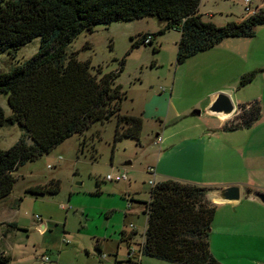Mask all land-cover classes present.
<instances>
[{"label":"rangeland","instance_id":"1","mask_svg":"<svg viewBox=\"0 0 264 264\" xmlns=\"http://www.w3.org/2000/svg\"><path fill=\"white\" fill-rule=\"evenodd\" d=\"M261 8L264 0L201 3L204 19L218 26L242 21ZM163 26L155 17L117 21L97 25L94 31H83L68 45V53L91 61L95 72L116 74L115 85H121L127 95L122 113L142 114L153 96L166 98L167 104L161 107L160 119L145 116L139 139H117L118 116H114L105 123L96 122L83 134L69 137L15 172L18 180L13 192L0 202V221H14L18 225L16 229L4 226L0 230V255H10V264H57L59 253L64 250H71L64 256L78 252L77 260L67 258L68 264H107L110 258L100 260L94 237H102L106 227L113 233L131 231V223L140 235L144 234L147 216L141 211L143 207L133 203V208H129V195L144 202L149 200L150 166L160 163L171 175L216 188L222 186L216 183L226 178L200 168L203 152L215 159L214 147L220 140H258L262 135L259 124L236 130L225 129V124L223 129H216L218 118L195 113L202 110L210 95L225 92L221 89L234 91L242 103L260 102L264 112V24L256 27L253 37L224 39L211 51L184 63H177L181 33L176 29L158 34L154 44L133 48L139 34H155ZM240 40L248 43L240 47ZM39 49L38 37L16 54L0 52V72L11 71ZM253 68L257 72L253 81L240 86L246 73L233 80L243 69ZM0 104L6 115H11L8 94L0 93ZM150 105L148 114L153 110ZM158 133L160 137H156ZM24 135L18 125L0 127V148H11ZM189 142L193 147L187 156ZM118 171L127 172L130 181L107 180L109 174ZM53 178L61 181L58 194L34 196L27 192L28 187L46 184ZM245 202L236 210L227 204L217 205L212 250L224 264H264V218L254 211L245 220L240 214L247 215ZM36 216L48 224L47 231L40 229ZM44 257L51 260L44 261ZM123 257V261L130 260L127 254L125 260ZM131 260L132 264H174L150 256Z\"/></svg>","mask_w":264,"mask_h":264},{"label":"trees","instance_id":"2","mask_svg":"<svg viewBox=\"0 0 264 264\" xmlns=\"http://www.w3.org/2000/svg\"><path fill=\"white\" fill-rule=\"evenodd\" d=\"M201 3L202 0H0V52L16 54L40 38L35 55L9 72H0V93L8 94L12 110L11 115H6L0 104V127L18 125L25 132L11 148H0V202L13 192L18 180L15 172L21 166L51 152L69 137L83 134L96 122L105 123L118 116L117 139L140 138L143 114L122 113L127 95L121 85H115L116 74L100 75L101 70L95 72L91 61L68 53V45L83 31L117 21L155 17L164 23L163 28L155 34H139L133 48L154 44L158 34L176 29L181 33L177 63H184L226 38L253 37L256 27L264 24L261 8L242 21L218 26L204 19ZM148 35L153 39L147 44ZM256 73L243 75L240 86L253 81ZM261 113L258 101L240 104L238 115L225 129L250 128ZM85 143L84 140L83 146ZM209 189L176 179L155 180L149 200L143 202L147 226L143 240L137 244L142 255L174 264H224L211 249L217 204L208 199ZM60 191L61 181L55 178L27 189L34 196ZM6 225L18 228L17 223ZM132 230L123 231L122 236L129 239L139 234ZM11 259L2 253L0 264H10Z\"/></svg>","mask_w":264,"mask_h":264},{"label":"crops","instance_id":"3","mask_svg":"<svg viewBox=\"0 0 264 264\" xmlns=\"http://www.w3.org/2000/svg\"><path fill=\"white\" fill-rule=\"evenodd\" d=\"M230 38H238V37H229L226 39H230ZM246 43L248 42H244L243 40H240L238 45H240L241 47L243 46V44H246ZM209 51L211 50H208L202 53H206ZM199 54H197L196 56H198ZM232 61L235 62L236 59L233 58ZM253 70L254 68L249 69V70L243 69L241 73H239V75L237 74L235 77H233V80L237 81L240 78V75L242 76L243 74L245 73L247 74ZM221 90H225L226 93L231 95L234 103L237 106V110L235 114L228 119H223V118L214 116L219 119V124L215 127L216 129H221V128L223 129L225 124L234 120V118L239 113V105L243 104L242 101L237 96V94L234 93V91H229L227 89H221ZM215 94L216 93L210 95L209 100L206 103H204L203 107H201L202 108L201 114H205L203 113V110H205V108L208 107V105L211 103L212 98ZM156 97L157 96H153L150 102L154 101ZM157 99H158L157 102L154 101L152 103L150 102L146 103L147 106H145L144 109L141 111L144 117V124L146 122L145 116L159 118V119L162 117V115H159V113H161L160 112L161 107L167 104L166 103L167 100L164 97H157ZM245 103H248V102H245ZM148 104L149 105L151 104L150 105L151 109H153L151 114L147 113ZM255 124L256 125L259 124L257 128H262V135L258 138V140H240L239 142L238 141L236 142V140H232L229 142H224L223 140H220L218 143L215 144V147H214L215 152H216L215 159L211 158L206 153V151H204L202 154L203 155L202 164L200 166V168L203 170L205 169L206 171H211L215 173L216 176L226 178L224 180H221L220 182L214 181V182H217L216 184L222 185L216 188H221V187L228 186V185H240L242 187V191H243L242 201L236 206H233L230 204H227V205H229L232 208H235L236 210L237 209L236 207H239L242 203H244V201H247L245 202V206H244V211L247 213V215L240 212V214L242 215V217H244L245 220H247V217L250 216L251 213L254 211L255 213H258L259 215H261V217L264 218V206L256 198L254 197L250 198L252 196L247 193L249 190L264 191V112L261 113L260 119L253 125ZM156 137H160V134L158 133ZM162 141L163 140H160V142ZM187 146H189L187 147V156H188L190 155L193 145L192 143L189 142ZM172 148L174 149V147ZM152 167H154L156 171V175H155L156 181H162L165 179H176V180H180V181H184L188 183H194V184H198L204 187H208L207 183L205 184V183L197 182V181H189L187 180V178L181 175H171V173L166 172L164 169H162V167H160V163L158 164V166H152ZM115 173L112 175L119 176L122 173V171H118L117 174ZM128 181H130V178L128 179ZM118 182H122V181H118ZM124 192L128 193L129 191L128 192L124 191ZM245 195H248V198H245ZM129 199H130L129 208H133L134 206L133 203H134L136 204L135 205L136 207H140V208L143 207L141 209V211L143 212V209H144L143 202L144 201H141L138 197H135L133 195H129ZM0 223H5V225H0V230L2 231V228L4 226H7L6 224L15 223V222L14 221H0ZM38 224H39L40 229H42L43 232L49 229L48 224L44 222L43 219L41 222L38 221ZM136 232L139 233V230L137 229ZM4 234L6 236V232H4ZM94 238L97 239L95 247L100 253V256H99L100 260L104 261L110 258L109 260L106 261L107 264L109 263L110 264H132L133 263L132 260L123 261L122 255H124L123 258L125 260V255L126 254L128 255L130 247H134L139 251L140 247L137 244L143 240V237L140 234L134 235L132 238L128 239L127 237H123L122 233H118L117 230H115L114 233L111 232L109 227H106V233L102 237L100 236V237H94ZM211 249H212V237H211ZM104 250H106L105 252H107V254L104 253ZM65 252L69 253L71 252V250H64V252L61 251L58 255L59 260L57 261L58 262L57 264H68L67 258L71 259L72 262L74 260H77L78 258L77 251L74 250V252H72L71 255L68 254L67 256L66 255L64 256ZM143 257L144 256L141 255L140 253L135 256V258H143Z\"/></svg>","mask_w":264,"mask_h":264},{"label":"water","instance_id":"4","mask_svg":"<svg viewBox=\"0 0 264 264\" xmlns=\"http://www.w3.org/2000/svg\"><path fill=\"white\" fill-rule=\"evenodd\" d=\"M236 110L237 106L231 95L225 92H218L213 96L211 103L203 110V113L228 119L235 114ZM201 113L202 110L197 111L195 114L201 115ZM247 193L264 206V191L249 190ZM207 197L215 204L236 206L242 201L243 191L240 185H228L221 188H210L207 191Z\"/></svg>","mask_w":264,"mask_h":264},{"label":"built area","instance_id":"5","mask_svg":"<svg viewBox=\"0 0 264 264\" xmlns=\"http://www.w3.org/2000/svg\"><path fill=\"white\" fill-rule=\"evenodd\" d=\"M152 39H153V37L148 35L147 38L145 39V43H147V44L150 43ZM148 174H150L152 176V178L150 179L151 185H154L155 184V175H156L155 168L152 166L149 167L148 168ZM128 179H129V177H128L127 172H122L119 176H114L112 174L107 176V180H109V181L126 182V181H128ZM36 219L40 222L42 221V218L40 216H36ZM130 227L133 230H137V227L134 224H130ZM139 253L142 255V252L140 250L138 251L136 248L130 247L129 252H128V259L134 258ZM44 261H50V258L44 257Z\"/></svg>","mask_w":264,"mask_h":264}]
</instances>
